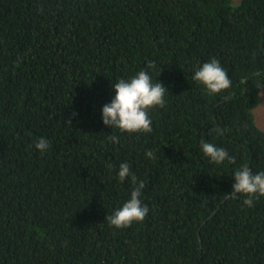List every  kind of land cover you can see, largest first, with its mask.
Listing matches in <instances>:
<instances>
[{
	"label": "trees",
	"instance_id": "16d2710c",
	"mask_svg": "<svg viewBox=\"0 0 264 264\" xmlns=\"http://www.w3.org/2000/svg\"><path fill=\"white\" fill-rule=\"evenodd\" d=\"M211 58L232 81L214 96L192 79ZM140 70L166 104L150 133L111 130V82ZM263 90L264 0H0V264H264V196L230 194L238 168L264 171ZM125 161L149 214L115 229Z\"/></svg>",
	"mask_w": 264,
	"mask_h": 264
},
{
	"label": "clouds",
	"instance_id": "9594fccd",
	"mask_svg": "<svg viewBox=\"0 0 264 264\" xmlns=\"http://www.w3.org/2000/svg\"><path fill=\"white\" fill-rule=\"evenodd\" d=\"M192 79L198 82L209 96L229 89L232 84L228 73L216 58H211L197 67ZM111 90L114 91L112 99L100 109L103 124L111 130L118 129L121 133L126 132L129 135L150 133L153 123L150 111L165 106L168 88L157 78L154 80L148 70H140L130 77L118 78L115 83L111 82ZM107 139L112 144L120 142V137L115 134H110ZM50 147V141L45 137L35 141V148L42 155ZM199 150L209 163L217 166L234 160L226 148L203 138L200 140ZM145 157L154 158L153 151H147ZM116 178L120 183L129 179L134 183L129 198L106 217L109 226L124 229L133 223L143 222L149 214V207L142 199L144 183L136 180L126 161L119 164ZM231 178L234 183L230 194L242 195L244 206L253 207L254 201L264 196V171L253 172L244 165L234 171Z\"/></svg>",
	"mask_w": 264,
	"mask_h": 264
},
{
	"label": "rangeland",
	"instance_id": "374dc122",
	"mask_svg": "<svg viewBox=\"0 0 264 264\" xmlns=\"http://www.w3.org/2000/svg\"><path fill=\"white\" fill-rule=\"evenodd\" d=\"M263 100L260 106L254 111L258 126L264 130V90L262 91Z\"/></svg>",
	"mask_w": 264,
	"mask_h": 264
},
{
	"label": "water",
	"instance_id": "95a60500",
	"mask_svg": "<svg viewBox=\"0 0 264 264\" xmlns=\"http://www.w3.org/2000/svg\"><path fill=\"white\" fill-rule=\"evenodd\" d=\"M219 130L221 131L222 134H225V132L221 126H219Z\"/></svg>",
	"mask_w": 264,
	"mask_h": 264
}]
</instances>
